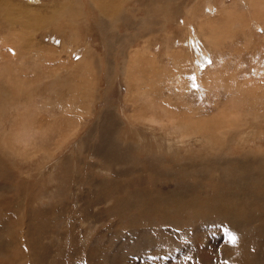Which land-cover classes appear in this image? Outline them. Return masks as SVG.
Segmentation results:
<instances>
[{
    "label": "rangeland",
    "instance_id": "1",
    "mask_svg": "<svg viewBox=\"0 0 264 264\" xmlns=\"http://www.w3.org/2000/svg\"><path fill=\"white\" fill-rule=\"evenodd\" d=\"M263 1L1 0L0 264H264V94L234 87L264 84ZM151 94V116L234 138L149 127ZM234 105L238 127L218 119Z\"/></svg>",
    "mask_w": 264,
    "mask_h": 264
},
{
    "label": "bare ground",
    "instance_id": "2",
    "mask_svg": "<svg viewBox=\"0 0 264 264\" xmlns=\"http://www.w3.org/2000/svg\"><path fill=\"white\" fill-rule=\"evenodd\" d=\"M0 2H1V0H0ZM8 2H9V0H8ZM264 2V1H263ZM8 4V3H7ZM257 5H258V3H257ZM226 10V9H225ZM24 12H25V10H23ZM221 12H222V10H221ZM220 12V13H221ZM256 13V12H255ZM24 14V13H23ZM256 15V14H255ZM18 16V15H17ZM23 16V15H22ZM26 16V15H25ZM262 16H264V14L262 15ZM262 19H264V18H262ZM206 20H208V22H207V24L205 25L204 23H201V26H202V28L203 29H205L204 27L206 26H208V29H212L213 31H217L218 30V28H216V26H215V24L212 22V21H209V19H206ZM264 21V20H263ZM262 21V22H263ZM204 22V21H203ZM235 25V24H234ZM234 25H232V26H234ZM261 25V24H260ZM231 26V27H232ZM230 27V28H231ZM247 27V26H246ZM237 28V27H236ZM216 29V30H215ZM220 29V28H219ZM211 30V31H212ZM218 31H220V30H218ZM217 31V32H218ZM223 31V30H222ZM222 31H220V32H218V34H220ZM209 32H210V30H209ZM192 33H194V32H192ZM212 33V32H211ZM208 34V33H207ZM210 34V33H209ZM190 35V34H189ZM193 35V34H192ZM206 35V34H205ZM16 37V36H15ZM194 37V36H193ZM190 38H192V37H190ZM200 39V38H199ZM215 39V36H214V38H213V40ZM114 41V40H113ZM5 42V41H4ZM6 43V42H5ZM7 45V44H6ZM8 47V46H7ZM7 47H6V49H7ZM11 51V50H10ZM136 51V50H135ZM146 52L147 51H136V52H133V53H131L130 55H129V57L127 58L128 59V62L132 65V61H134V64H135V68H134V66L132 65V70H133V73L132 74H125L126 76V79H125V84L126 85H128L129 86V89L131 90V92L133 93L134 91L136 92V95L137 94H143L145 91H144V88H146L148 85V87L147 88H151V87H153V84L151 83V81L150 82H148L142 75H143V73H141V70H139V68L142 66L141 64H142V61L144 62L146 59H147V57H146ZM187 52V51H186ZM55 54V53H54ZM47 55H48V53H47ZM174 56H175V54H174ZM187 56V55H186ZM56 57V56H55ZM177 57V56H176ZM144 60H143V59ZM203 58V57H202ZM48 59V58H47ZM150 59V58H149ZM156 60V59H155ZM147 61L149 62V63H151V61L152 60H148L147 59ZM50 62V61H49ZM177 63H179V60L178 61H176ZM126 63V62H125ZM155 64H156V62H154ZM154 63H152V71H155V72H157V70L159 69V68H162V67H164V65H162L161 67H159V64H156V67H154ZM181 64H182V62H181ZM130 65V66H131ZM148 65V64H147ZM125 66V65H124ZM166 67H168V66H166ZM125 69H126V66L124 67ZM145 69V68H144ZM154 69V70H153ZM165 69H167V68H165ZM161 70V69H160ZM164 69H162V71L159 73V70H158V73L156 74H153V75H151V76H154V78H153V83L154 84H157L158 83V85L157 86H159L160 84H159V82L162 80V81H166L167 83L169 82V80H170V78H171V76L168 74V70L166 71L167 73H165L164 74V72L165 71H163ZM217 70V69H216ZM219 70V69H218ZM142 71H143V69H142ZM195 71V70H194ZM197 74L199 73L198 71L196 72ZM175 75H179V71H178V73L176 72V74ZM123 76H124V73H123ZM169 76H170V78H169ZM206 76V78H207V80H208V82H210V83H213V82H216L217 81V79H218V75H217V73H211V74H209V75H205ZM204 76V77H205ZM150 77V76H149ZM168 80V81H167ZM227 80H229V77H228V79ZM179 82H181V80H178ZM177 81V82H178ZM200 81V80H199ZM203 81V80H202ZM218 81L220 82V81H224V79L223 78H220V79H218ZM230 81V80H229ZM260 81V80H259ZM262 81V80H261ZM131 82H133V84L132 85H130L131 84ZM250 82V81H249ZM252 82V81H251ZM140 83H143V85L141 86V85H139ZM151 83V84H150ZM182 83V82H181ZM202 83V82H201ZM242 83V82H241ZM244 83V82H243ZM183 84V83H182ZM203 84V83H202ZM217 84V83H216ZM169 85H170V83H169ZM213 85V84H212ZM245 85V84H244ZM151 86V87H150ZM176 86L178 87V88H180V87H182L180 84H178V83H176ZM184 86H185V84H184ZM235 86H238L237 87V90H236V94H239V95H244V93H250V94H257L258 95V97H259V99L263 96V94H264V84H259V85H255V86H253V87H245L246 89H248L247 91H243L241 88H240V83H239V85H238V83H236L235 85H234V87ZM164 87V86H163ZM169 87V86H168ZM133 88H134V90H133ZM163 89V88H162ZM161 89V90H162ZM165 89V88H164ZM181 89V88H180ZM156 90H158V88L156 89L155 88V91ZM182 90V89H181ZM143 91V93H141ZM243 93V94H242ZM263 93V94H262ZM249 94V95H250ZM149 95V94H148ZM155 96V95H154ZM161 97V96H160ZM151 98H153V95L151 94V96H150V98H148L147 99V101L146 100H144L145 101V103H144V101H143V103H144V105L142 104H140V102H138L137 104H136V107L137 108H139V109H141V111H143V112H146V114H147V112L149 113L150 112V116H148L147 117V122L149 123L148 124V126L149 127H153V128H156V126H159V127H161L162 129H166L167 130V126H168V123H169V120L171 121V123L173 124V125H171L174 129L173 130H179L180 131V134H181V136L182 137H186V136H189V140H190V137L192 136V135H194V134H196V136H197V141L199 140V141H202V138L203 139H205L206 141H207V143H209V144H212L210 147L211 148H214L217 152H218V149H219V147L218 146H221V145H223V142L228 138V136H233V134H234V132L237 130V129H235V131H232V132H230V133H227V132H224V131H221V133L220 132H218L219 133V135L217 134V132L216 131H218V127L221 125H219V124H216V125H214V126H210V127H207V128H205V126H204V121H203V119L201 120V119H199L200 117L195 113V115H192L191 117H185V118H187L186 120H184V118H183V120H181V121H179V119H176V118H169V120L168 119H165V118H161L160 117V119H158V118H156V116H151L152 114L153 115H155V111H156V109H157V107L158 106H160V105H158L159 103H158V101L157 102H155V101H153V100H151ZM155 98V97H154ZM245 97H241L240 99H239V97H238V99L237 100H233L234 102H235V104L237 103L238 105H239V103L240 102H242L243 101V99H244ZM255 98V97H254ZM162 99V98H161ZM160 99V100H161ZM251 99V98H250ZM256 100V99H255ZM163 101H161V103H162ZM158 103V104H157ZM238 105H234V106H232V107H227L226 106V108L221 112V114H220V117L218 118V119H230L231 120V118H234V123H233V126L235 127V126H239L240 125V123H239V121L235 118L236 116H237V112L238 111H236V107L238 106ZM168 109H169V107L168 106H166ZM234 107H235V109H234ZM159 108V107H158ZM146 109H147V111H146ZM163 109V108H162ZM169 110H171V109H169ZM138 111V110H137ZM165 112V111H164ZM172 112V111H171ZM194 112H196V111H194ZM152 113V114H151ZM135 115V114H134ZM140 116V117H139ZM139 118H142L141 117V115L139 114ZM144 116V115H143ZM173 116H176V114H174ZM131 117H133V116H131ZM137 117V116H136ZM137 117V118H138ZM145 117V116H144ZM142 118V120H145L146 118ZM217 120V119H216ZM137 121V120H136ZM214 121V120H213ZM163 122L165 123V125H163ZM204 122V123H203ZM260 122H262V125H261V128H258V132H264V131H262V130H264V118L263 119H261V121ZM212 123V122H211ZM131 124V123H130ZM214 124V123H213ZM242 124V123H241ZM245 124V123H244ZM206 125V124H205ZM143 126H147V125H143ZM206 126H208V125H206ZM158 127V128H159ZM225 127V126H224ZM139 128V127H138ZM245 129V128H244ZM243 129V130H244ZM261 129V130H260ZM147 130V129H146ZM221 130V129H220ZM225 130H226V127H225ZM239 130V129H238ZM230 131V130H229ZM241 131V130H240ZM246 131V130H245ZM170 132V131H169ZM177 132V131H176ZM203 132V133H202ZM222 132H224V133H222ZM244 132V131H243ZM178 133V132H177ZM259 134V133H258ZM201 135H203V136H201ZM242 135V134H241ZM243 135H245V133L243 134ZM262 135V134H261ZM111 136V135H110ZM235 136H236V134H235ZM112 137V136H111ZM193 137V136H192ZM242 137V136H241ZM240 137V138H241ZM116 138V137H115ZM153 138H155L154 136H153ZM188 138V137H187ZM233 138H234V136H233ZM114 139V138H113ZM182 139V138H181ZM192 139V138H191ZM168 140V139H167ZM239 140V139H238ZM241 140V139H240ZM153 141V140H152ZM211 143H210V142ZM232 141V140H231ZM233 141H234V139H233ZM232 141V142H233ZM248 141V140H247ZM181 141H179V143H180ZM239 142H241V141H239ZM170 143H172V141H170ZM194 143V142H193ZM235 143V142H234ZM249 143V142H248ZM247 143V144H248ZM238 144H242V143H238ZM244 144V143H243ZM115 145H117V144H115ZM128 145V144H127ZM170 146H171V144H170ZM118 147V146H117ZM172 147V146H171ZM120 148V147H119ZM107 149V148H106ZM106 149H103L102 148V150H106ZM113 149H114V147H113ZM214 149H212V150H214ZM102 150H100V152H102L103 154H104V152L102 151ZM109 151H111L112 149L110 148V146H109V149H108ZM107 150V152H109ZM247 150V149H246ZM253 150V149H252ZM96 152H99V151H96ZM106 153V152H105ZM177 153V152H176ZM97 154V153H96ZM99 154V153H98ZM97 154V155H98ZM171 155V154H170ZM247 155H250L249 156V158H240V157H235V156H233V157H231V159H233V163H237V161H243L244 159H246L247 161L249 160V159H251L253 156H258V154H255V151H249V153L247 154ZM246 155V156H247ZM116 156H119L117 153H116ZM227 156V155H226ZM262 156V155H261ZM120 157V156H119ZM198 157V156H197ZM219 157V156H218ZM222 157V156H221ZM196 158V157H195ZM205 158V157H204ZM259 158H261V157H259ZM222 159H225V158H219L218 159V161H219V164L220 163H222ZM223 161H225V160H223ZM256 161V160H255ZM261 161V160H260ZM263 161V160H262ZM209 162V161H208ZM254 162V161H253ZM226 163V162H225ZM188 164V163H187ZM230 164H232V163H230ZM198 165H200L199 163L197 164V166ZM223 165H228L227 167H229V163H226V164H223ZM187 165L184 163L183 164V166L182 167H186ZM195 167H196V164H195ZM223 170V169H222ZM224 170H226V169H224ZM229 171V170H228ZM250 171V169L249 168H247L246 169V173L247 172H249ZM230 172V171H229ZM228 175H229V173H227ZM248 174V173H247ZM250 174V173H249ZM227 177V176H226Z\"/></svg>",
    "mask_w": 264,
    "mask_h": 264
},
{
    "label": "snow or ice",
    "instance_id": "3",
    "mask_svg": "<svg viewBox=\"0 0 264 264\" xmlns=\"http://www.w3.org/2000/svg\"><path fill=\"white\" fill-rule=\"evenodd\" d=\"M231 239L233 240V241H235V237H231ZM150 259H156L155 257H150Z\"/></svg>",
    "mask_w": 264,
    "mask_h": 264
}]
</instances>
